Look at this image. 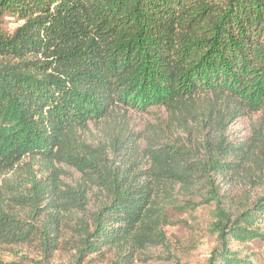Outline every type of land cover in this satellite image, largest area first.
<instances>
[{
	"label": "trees",
	"instance_id": "trees-1",
	"mask_svg": "<svg viewBox=\"0 0 264 264\" xmlns=\"http://www.w3.org/2000/svg\"><path fill=\"white\" fill-rule=\"evenodd\" d=\"M116 109L191 120L203 155L130 132L95 140ZM257 113L264 0H0V247L35 250L34 264L58 252L68 264L146 263L177 225L154 203L170 180L199 185L198 202L172 205L207 207L203 264H262L264 185L216 181L264 141L228 139L221 115Z\"/></svg>",
	"mask_w": 264,
	"mask_h": 264
},
{
	"label": "rangeland",
	"instance_id": "rangeland-1",
	"mask_svg": "<svg viewBox=\"0 0 264 264\" xmlns=\"http://www.w3.org/2000/svg\"><path fill=\"white\" fill-rule=\"evenodd\" d=\"M5 28L11 31L16 23L12 19H6ZM224 124L220 133L225 134L228 139L235 136H251L253 139L256 133L264 137V114H242L235 116L231 124H227L228 114L221 115ZM190 127L183 129L177 125L176 121L166 117L162 112H152L142 114L124 109H116L110 116L92 126V135L95 140H110L115 137H122L128 132L131 133V140L138 145L145 143L166 144L180 146L189 154L203 155L202 140L204 135L194 126L191 120ZM209 135L212 131L206 127L203 129ZM215 133H213L214 135ZM256 138V137H255ZM264 141L261 148H250L248 150V163L243 165V169L238 173H228L218 175L216 181L222 185L228 183L243 182L246 188H250L249 177L260 181L258 183L261 190L264 185ZM119 164L118 158H112ZM194 160V159H192ZM254 175V176H253ZM197 180V179H196ZM197 183L190 185L181 181L172 182L163 180L155 188L154 203L158 207L169 210L173 221L177 225H168L165 232L168 237V247H158L152 250L153 259L146 263L136 264H203L207 260L210 249L214 244V237L208 231L210 220L209 211L206 206L200 205L195 210H176L173 203L184 205L187 200H200V189ZM27 247L13 246L0 247V261L4 264H34L32 260L40 259ZM264 264V254L260 256ZM69 256L65 252H58L50 264H68Z\"/></svg>",
	"mask_w": 264,
	"mask_h": 264
}]
</instances>
